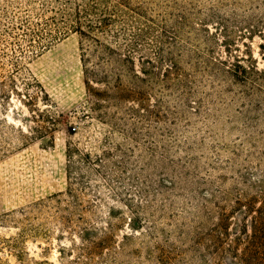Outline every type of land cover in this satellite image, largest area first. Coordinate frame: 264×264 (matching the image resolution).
I'll return each instance as SVG.
<instances>
[{"label":"rangeland","instance_id":"374dc122","mask_svg":"<svg viewBox=\"0 0 264 264\" xmlns=\"http://www.w3.org/2000/svg\"><path fill=\"white\" fill-rule=\"evenodd\" d=\"M137 1L134 51L118 25L97 35L132 56L128 93L91 37L53 23L62 0H0V264L244 259L264 204V0ZM237 66L251 79L212 75Z\"/></svg>","mask_w":264,"mask_h":264},{"label":"trees","instance_id":"16d2710c","mask_svg":"<svg viewBox=\"0 0 264 264\" xmlns=\"http://www.w3.org/2000/svg\"><path fill=\"white\" fill-rule=\"evenodd\" d=\"M61 1V0H57ZM56 8V7H55ZM54 11L58 14V21L54 20L53 23L60 28L70 27L82 35L89 36L95 42V52H101L102 54L97 55L100 60L98 64L105 61L113 65V72L115 74V79L117 83L115 88L118 92H132V90L125 89L123 87V76H126L124 72L130 73L133 68L129 67V63L132 62L131 55H120L118 51L109 45L100 42L97 35L103 36L107 33L114 25H118L116 37L124 39V46H127L129 50L134 51L137 48V42L134 40L131 42L125 35L127 34L126 23L135 22L137 16L147 18L144 11V4L142 1H137L136 4L132 5L131 0H62V5L56 8ZM126 20H130L126 22ZM27 34H33L35 32L29 31L28 27ZM138 29L133 32L132 37H139ZM60 34V31H55V33H46V38L52 39L55 35ZM45 36L43 39H46ZM42 40V39H41ZM44 42V41H40ZM116 42V41H115ZM42 44V43H41ZM121 45H115L117 49L121 48ZM131 48V49H130ZM161 59V58H160ZM238 69H218L214 70L212 73L213 77H219L223 81V77H229L230 81L241 83L248 79H251L249 69L246 70L243 67L237 66ZM170 69H175L179 71V64L177 61H170V67L166 68V73H170ZM257 72V71H255ZM88 73L94 75V79L97 83L107 84L108 77L104 73L98 71H88ZM258 73V72H257ZM135 74V73H133ZM150 75L153 78L159 77L156 71H150ZM134 76H137L136 74ZM168 77V74H167ZM247 251L243 254L244 259H241V264H264V204L261 207L259 214L251 220L250 223V233L246 236Z\"/></svg>","mask_w":264,"mask_h":264}]
</instances>
